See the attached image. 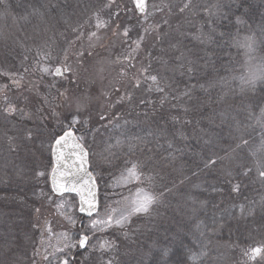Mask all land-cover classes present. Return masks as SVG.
<instances>
[{"label":"trees","instance_id":"1","mask_svg":"<svg viewBox=\"0 0 264 264\" xmlns=\"http://www.w3.org/2000/svg\"><path fill=\"white\" fill-rule=\"evenodd\" d=\"M52 1L4 0L0 11L17 19L30 18L29 25L22 27L25 31L19 32L23 34L27 26L32 30L42 27L39 15L42 21L52 15L51 27L59 28L60 23L73 22L79 14L87 16L106 4L105 0H63L58 8H51ZM219 1L221 15L212 23L213 36L206 44L174 35L179 50L190 55L189 62H180L173 73H157L160 66L149 57L146 74L165 77L163 91L151 89L146 103L132 102L130 119L144 117V125L128 122V130L121 133L132 146L146 147L144 156L158 160L159 199L147 213L134 216L125 229L108 233L113 247L101 258L75 261L81 251L77 250L69 264H264L261 259L254 263L241 260L247 257L246 250L264 246V176L259 174L264 168L258 167L264 161L260 148L264 142V114H260L264 80L254 86L235 80L244 63L236 47L239 35L257 39L264 65V0ZM203 30L210 33L206 23ZM159 52L154 48L159 59L172 61ZM54 91L48 88L49 93ZM35 135L41 143L42 136ZM40 149L24 159L18 175L12 171L16 168L0 174V198H4L0 200V253L4 257L24 253L25 217L38 204L33 195L35 176L51 164L50 154ZM89 155L102 205L103 190L116 171L97 165L92 148ZM98 169L109 174L100 176ZM9 198L32 202V208L14 206ZM11 216L21 218L20 228L11 224ZM193 255L198 258L193 260ZM227 257L231 261H223ZM0 264L18 263L3 258Z\"/></svg>","mask_w":264,"mask_h":264},{"label":"rangeland","instance_id":"2","mask_svg":"<svg viewBox=\"0 0 264 264\" xmlns=\"http://www.w3.org/2000/svg\"><path fill=\"white\" fill-rule=\"evenodd\" d=\"M61 2L63 0H53L48 6L53 8L52 5H56L58 8ZM105 2V6L101 5L103 9L97 6L99 8L87 16L79 14L73 22L60 23L59 28L51 27L55 19L52 15L45 21L39 15L37 21L43 24L42 27L32 30L27 26V33L23 34L19 32L21 29L25 31L22 27L29 25L30 18L17 19L0 11V174L16 168L12 171L18 175L24 159L40 148L51 156L48 169L38 171L35 176L36 192L33 195L38 204L29 218L25 217L28 226L23 227L24 253L21 256L13 253V258L0 253V261L4 258L18 264H61L65 259L69 262L74 259L77 250L81 251L75 261L101 258L103 252L113 247L108 233L125 229L134 216L144 212L132 214L123 226L113 224L102 230L91 229L90 219L105 218L107 209H116L117 215L124 211L127 215L125 210L131 208L138 191L159 199L157 183L161 177L160 167L156 168L158 160L144 156L146 147L132 146L131 140L125 139L121 133L128 130V122L144 125V117L136 115L130 119L134 111L131 104L146 103L148 91L156 88L152 81L146 79L149 57L152 56L160 66L159 70L156 69L157 73H173L180 62H189L190 55L179 50L174 35L185 36L195 42L202 40L206 44L213 36L212 23L221 15V2L148 0L146 15L135 10L132 0ZM98 18L106 24L97 27ZM204 23L210 33L203 30ZM125 28L129 30L128 38L123 36ZM138 37H143V41L136 48L133 42ZM238 37L236 47L243 53L244 63L240 76H236L235 80L241 85H249L244 81L257 66L262 65L257 50L258 41L249 34ZM246 37L254 41L252 51L238 44ZM154 48L160 51L162 57L171 56L172 61L159 59L154 54ZM133 49L136 50L133 52ZM58 66L71 71L64 72L62 76L42 71L44 67L54 69ZM157 80L162 87L165 77L157 76ZM48 88L55 90L54 94L49 93ZM9 103L17 110L6 111ZM260 114H264V110ZM74 117L78 121L75 124L72 123ZM69 125L85 147L89 151L92 148L97 165H107L110 170L116 171L103 190L99 215L81 216L76 196L56 195L51 189L52 147L55 138L68 130ZM38 133L42 136L41 143L36 142L34 137ZM129 162L140 164L137 170L139 179L128 178ZM41 172L44 174L40 175ZM97 173L100 176L109 174L99 169ZM9 200L14 202V206L20 204L26 210L32 208V202L25 199ZM61 204L63 207H59ZM11 217V224L20 228L21 218ZM68 217L74 218L75 224L69 223ZM64 233L71 237V241L63 238ZM81 234L89 236L84 249L78 246ZM105 241L112 246L101 249L100 244ZM70 243L77 246L66 247ZM13 245L18 243L13 241ZM227 258L223 261H231ZM241 260L254 263L260 258L249 260L247 256Z\"/></svg>","mask_w":264,"mask_h":264},{"label":"snow or ice","instance_id":"3","mask_svg":"<svg viewBox=\"0 0 264 264\" xmlns=\"http://www.w3.org/2000/svg\"><path fill=\"white\" fill-rule=\"evenodd\" d=\"M135 10L139 11L142 14L146 15V0H133ZM187 6V5H186ZM106 22L97 21V27H101ZM92 35H95L93 33ZM123 36L125 38L129 37V30L127 28L124 29ZM143 41V37H138L135 43L136 48L140 47V43ZM254 41L250 37H246L243 42H238L240 47H244L249 51L253 50ZM136 49H133L134 52ZM42 71L49 73L54 76H62L64 72L71 71V69L65 67H55L54 69L44 67ZM146 79L153 82L156 85L157 91H163V88L160 87L157 76L156 75H148ZM257 80H264V65L257 66L245 80V83L255 85ZM137 86H139V81H137ZM79 107V103H78ZM8 112H14L17 109L15 106L9 103L5 109ZM78 121L73 118L72 123L75 124ZM70 138H74V133L71 131V125H69V129L63 132V135H59L55 138V144L53 146V154L56 156V167L52 170V180H53V191L59 193L63 196L64 193L76 192L80 195V207L79 211L81 213H86L88 217H92L93 213H97V192H96V182L91 172L88 171L86 165L88 163L87 156L88 153L85 151L84 147L80 143H76L74 145L77 150L73 154L76 156V159L73 161L72 165L69 166L65 162L70 157L65 156L62 149L67 146L68 140ZM246 144L247 141H244ZM131 147V146H130ZM261 150H264V142H262L260 146ZM130 167L127 169L128 178L129 179H139L138 169L140 168V164L138 162H129ZM212 163H215L214 161ZM259 168H264V161L258 162ZM74 169V171L72 170ZM43 175L44 173H39ZM260 176H264V171H260ZM238 190V186L236 189ZM84 192L87 195H84ZM157 197L151 195L149 193L138 191L137 198L132 201L131 208L126 209L127 215H125L124 211L119 212V215L116 214V209H107L105 212V218L103 219H90L89 226L93 230H102L106 227H111L113 224L117 226H123L129 217L134 213L144 212L147 213L149 211L150 206L156 201ZM59 207H63V205H59ZM243 210V209H242ZM69 223L75 224V219L72 217H68ZM65 240L71 241V237H69L66 233L62 234ZM89 241V236L87 234L80 235L78 240V246L83 248L86 243ZM76 244H68L66 247H76ZM107 241L100 244L101 249H105L111 247ZM167 254V253H165ZM245 255L248 256L249 260H255L259 257L261 260H264V246L250 248L245 251ZM193 260H196L198 257L193 255L191 257ZM61 264H69L67 259L63 260Z\"/></svg>","mask_w":264,"mask_h":264},{"label":"water","instance_id":"4","mask_svg":"<svg viewBox=\"0 0 264 264\" xmlns=\"http://www.w3.org/2000/svg\"><path fill=\"white\" fill-rule=\"evenodd\" d=\"M132 2H133V0H132ZM146 4H147V6H148V0H146ZM133 5H134V3H133ZM135 7V6H134ZM137 11V10H136ZM146 11H147V8H146ZM139 14H142V13H140L139 11H137ZM58 67H60V66H58ZM62 68V67H61ZM73 133H74V138H70L69 140H68V144H67V146H65L63 149H62V151H63V153L65 154V156H68V157H70L68 160H66V164L67 165H69V166H71L72 165V163H73V161L76 159V156L73 154L74 152H76L77 150L75 149V147H74V145L76 144V143H80L83 147H84V149H85V151H87V153H88V156H87V161H88V163H87V165H86V167H87V169H88V171L89 172H91V170H90V165H89V152H88V150H87V148L82 144V142L77 138V135L75 134V132L73 131V130H71ZM63 135V134H62ZM54 144H55V142H54ZM54 144H53V146H54ZM52 149H53V147H52ZM52 160H53V168L54 167H56L57 165H56V156L53 154V150H52ZM53 168H52V170H53ZM52 170H51V173H50V186H51V189H52V191H53V180H52ZM73 171H74V169H72ZM92 173V172H91ZM93 175V174H92ZM93 177H94V175H93ZM94 179H95V177H94ZM95 182H96V179H95ZM54 192V191H53ZM96 192H97V211L99 210V194H98V184H97V182H96ZM56 195H60L59 193H56V192H54ZM64 194H66V193H64ZM70 194H74V195H76V197H77V201H78V213L80 214V215H82V216H85V217H88L87 216V214L86 213H81L80 211H79V207H80V195L79 194H77L76 192H70ZM84 195L86 196L87 195V193L86 192H84ZM95 213H93V215H94ZM82 235V234H81ZM86 245H87V243H86ZM86 245H85V247H86ZM85 247H83V248H81V249H84Z\"/></svg>","mask_w":264,"mask_h":264},{"label":"flooded vegetation","instance_id":"5","mask_svg":"<svg viewBox=\"0 0 264 264\" xmlns=\"http://www.w3.org/2000/svg\"><path fill=\"white\" fill-rule=\"evenodd\" d=\"M78 137V136H77ZM80 140V139H79ZM89 151V150H88Z\"/></svg>","mask_w":264,"mask_h":264}]
</instances>
